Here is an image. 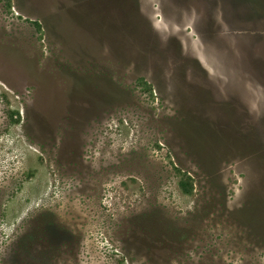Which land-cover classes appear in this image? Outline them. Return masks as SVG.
<instances>
[{
    "label": "rangeland",
    "instance_id": "1",
    "mask_svg": "<svg viewBox=\"0 0 264 264\" xmlns=\"http://www.w3.org/2000/svg\"><path fill=\"white\" fill-rule=\"evenodd\" d=\"M0 264H264V0H0Z\"/></svg>",
    "mask_w": 264,
    "mask_h": 264
},
{
    "label": "trees",
    "instance_id": "2",
    "mask_svg": "<svg viewBox=\"0 0 264 264\" xmlns=\"http://www.w3.org/2000/svg\"><path fill=\"white\" fill-rule=\"evenodd\" d=\"M183 187H184L185 189H187V188H186V184H183Z\"/></svg>",
    "mask_w": 264,
    "mask_h": 264
}]
</instances>
